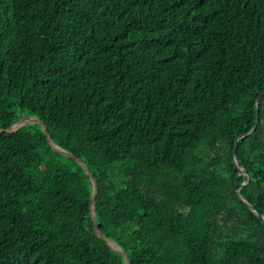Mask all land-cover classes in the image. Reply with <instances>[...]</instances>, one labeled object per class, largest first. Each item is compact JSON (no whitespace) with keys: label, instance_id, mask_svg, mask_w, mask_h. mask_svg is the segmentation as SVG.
I'll use <instances>...</instances> for the list:
<instances>
[{"label":"trees","instance_id":"obj_1","mask_svg":"<svg viewBox=\"0 0 264 264\" xmlns=\"http://www.w3.org/2000/svg\"><path fill=\"white\" fill-rule=\"evenodd\" d=\"M262 216L264 0H0V264H264Z\"/></svg>","mask_w":264,"mask_h":264},{"label":"water","instance_id":"obj_2","mask_svg":"<svg viewBox=\"0 0 264 264\" xmlns=\"http://www.w3.org/2000/svg\"><path fill=\"white\" fill-rule=\"evenodd\" d=\"M260 99L261 97L258 98L257 100V105L259 107L260 105ZM41 124L43 126V129H44V133L45 135L48 137L49 139V142L50 144L52 145L53 149L55 151H57L58 153L62 154V155H65L67 157H70V158H74L76 160H78V162L83 166V168L86 170V172L89 174V176L91 177L92 179V183H93V187H94V191H93V196H92V199H91V214H92V220H93V223H94V226H95V230L97 232V234L99 235L100 238H105L102 234V231L100 230V227L97 223V220H96V217H95V204H96V197H97V194H98V188H97V182L93 176V174L91 173V171L89 170V168L87 167V165L80 159H77L76 156H74L73 154L65 151L64 149H62L60 146H58L57 144H55L53 142V140L50 138V135L48 133V130L46 128V126L43 124V122L41 120H39L38 118H35V117H22V119L15 123L11 128L7 129V132H15L17 131L18 129L26 126V125H29V124ZM259 124V121H257V125ZM257 127V126H256ZM256 127L253 129V131L256 130ZM238 143V142H237ZM235 164L237 165V168L240 172L241 175L243 176H246V173L244 172V169L239 167L238 166V162L237 160H235ZM249 182V177L246 179L245 183L243 184V186H245L247 183ZM244 202H246L244 199H243ZM253 210L256 212L255 208H253ZM262 219L264 221V218L262 216ZM109 245L116 251H118L119 253H121L124 257H125V260H126V264H131L129 258H128V255L126 253H124L120 247H118L114 242L112 241H109L107 240Z\"/></svg>","mask_w":264,"mask_h":264}]
</instances>
